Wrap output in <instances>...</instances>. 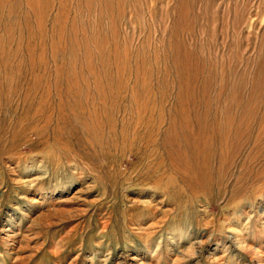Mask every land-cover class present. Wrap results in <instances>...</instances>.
Here are the masks:
<instances>
[{
    "label": "rangeland",
    "instance_id": "obj_1",
    "mask_svg": "<svg viewBox=\"0 0 264 264\" xmlns=\"http://www.w3.org/2000/svg\"><path fill=\"white\" fill-rule=\"evenodd\" d=\"M0 264H264V0H0Z\"/></svg>",
    "mask_w": 264,
    "mask_h": 264
}]
</instances>
